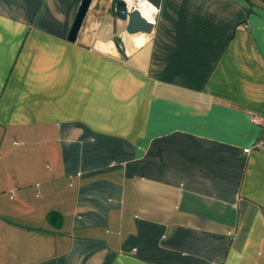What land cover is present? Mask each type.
Wrapping results in <instances>:
<instances>
[{"label":"crops","instance_id":"crops-1","mask_svg":"<svg viewBox=\"0 0 264 264\" xmlns=\"http://www.w3.org/2000/svg\"><path fill=\"white\" fill-rule=\"evenodd\" d=\"M149 1L0 0V264H264V0Z\"/></svg>","mask_w":264,"mask_h":264},{"label":"water","instance_id":"water-1","mask_svg":"<svg viewBox=\"0 0 264 264\" xmlns=\"http://www.w3.org/2000/svg\"><path fill=\"white\" fill-rule=\"evenodd\" d=\"M92 0H83L73 26L71 28L69 34V40L76 41L78 33L82 27L84 18L88 12V9L91 5ZM112 2V9L115 12V15L127 22L126 25V32L130 35L134 34H151L154 30V24L150 23L139 10H132L130 11L127 7V4L124 0H111ZM114 43L118 52L123 55L127 56L125 40L122 36H117L114 39Z\"/></svg>","mask_w":264,"mask_h":264},{"label":"built area","instance_id":"built-area-1","mask_svg":"<svg viewBox=\"0 0 264 264\" xmlns=\"http://www.w3.org/2000/svg\"><path fill=\"white\" fill-rule=\"evenodd\" d=\"M124 1L126 2V0H124ZM135 2H136V5H134V6L131 5V10H130L129 4L126 3L128 9H129L130 11L135 10V9H136V10H139V11L141 12V14H142V11L139 9V8H142V7H139V6H141V4L143 3V0H136ZM148 4L154 5V6H156V7L159 8V6L153 4V3L150 2L149 0H148ZM144 8L147 9V10L149 11V13H150V14L155 18V20L157 21V17H158V15L155 14V13H151V10L147 7V5H144ZM155 24H156V23H155ZM155 24H154V26H155ZM252 118H253V121H254L256 124L260 125V126L263 128V133H262L261 137H260V138H259L254 144H253V146H252V147H249V148H245V149H244V152H245V153H249V152L252 151V150H258V151H263V152H264V115H260V114L253 113V114H252Z\"/></svg>","mask_w":264,"mask_h":264},{"label":"clouds","instance_id":"clouds-1","mask_svg":"<svg viewBox=\"0 0 264 264\" xmlns=\"http://www.w3.org/2000/svg\"><path fill=\"white\" fill-rule=\"evenodd\" d=\"M126 3L129 4L130 10H131V4H132V0H126ZM144 5H147V7L151 10V13H155L157 15H159L160 11L162 10V4L161 6L158 8L154 5L148 4V0H143V3L141 4V7L143 8ZM142 15L152 24L156 23L155 18L149 14L148 11H144L142 13Z\"/></svg>","mask_w":264,"mask_h":264},{"label":"rangeland","instance_id":"rangeland-1","mask_svg":"<svg viewBox=\"0 0 264 264\" xmlns=\"http://www.w3.org/2000/svg\"><path fill=\"white\" fill-rule=\"evenodd\" d=\"M126 44L129 46H133V38H125Z\"/></svg>","mask_w":264,"mask_h":264},{"label":"bare ground","instance_id":"bare-ground-1","mask_svg":"<svg viewBox=\"0 0 264 264\" xmlns=\"http://www.w3.org/2000/svg\"><path fill=\"white\" fill-rule=\"evenodd\" d=\"M136 0H132V6H134V5H136V2H135ZM139 7H141V6H139ZM141 11H142V13L144 12V11H148L147 9H145L144 7L143 8H139ZM149 12V11H148ZM150 14V13H149ZM151 15V14H150Z\"/></svg>","mask_w":264,"mask_h":264}]
</instances>
